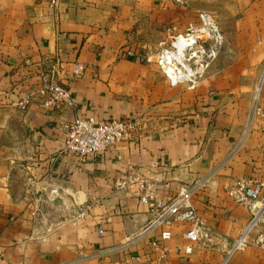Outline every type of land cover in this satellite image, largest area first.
Wrapping results in <instances>:
<instances>
[{
	"label": "crops",
	"instance_id": "crops-1",
	"mask_svg": "<svg viewBox=\"0 0 264 264\" xmlns=\"http://www.w3.org/2000/svg\"><path fill=\"white\" fill-rule=\"evenodd\" d=\"M50 1L0 0V264H264L257 246L228 256L251 213L227 193L241 179L264 182V0L219 7L226 44L195 87L171 84L155 59L175 49L192 20L167 11L168 0ZM150 27L157 35L149 40ZM185 43L173 53L179 60ZM79 62L85 71L74 77ZM53 70L72 105L44 106L42 78ZM261 78L263 114L252 119ZM135 113L149 114L148 127L115 149L84 163L63 152L75 117ZM207 177L192 196L205 224L191 253L190 224L173 217L131 240L153 204ZM162 229L169 240H160Z\"/></svg>",
	"mask_w": 264,
	"mask_h": 264
},
{
	"label": "built area",
	"instance_id": "built-area-1",
	"mask_svg": "<svg viewBox=\"0 0 264 264\" xmlns=\"http://www.w3.org/2000/svg\"><path fill=\"white\" fill-rule=\"evenodd\" d=\"M51 5L56 6L58 0H51ZM203 26L198 30V34L192 33L187 38L194 36H206L208 39H214L215 44L210 48L202 46L200 39L193 41L196 47L199 46V52L207 57H215L222 46L223 36L218 26L213 23V19L209 15H203ZM201 38V37H200ZM165 52V51H164ZM163 52V54H164ZM163 56V55H162ZM161 56V57H162ZM160 63L163 65L162 60ZM179 64V63H178ZM166 70V69H165ZM85 71V65L81 62L76 63L73 70V76L79 77ZM53 72L50 75L43 76L40 93L44 95L45 107H58L62 104L72 105V97L70 91L65 86L52 80ZM167 77L171 84L176 85L182 81H188L191 87H195L197 79L193 71L187 74H181L178 70V76L172 77L167 71ZM262 85L263 78L256 85L252 97V119L255 116L263 114L262 106ZM29 101H25L22 105L26 106ZM150 116L147 113H135L124 119H108L100 120L95 115H80L75 117L71 122L64 126V143L63 152L74 156L81 163L88 158L97 155L100 152L113 150L121 143L133 139L136 133L145 130L150 122ZM209 180V177L198 181L192 186L184 187L183 191L174 197L169 203L153 204L152 217L146 226L136 232L131 240L154 233L162 228L166 221L173 217L174 219L190 224V229L186 233L189 244L185 246L184 252L191 253L202 238L201 226L205 224V220L200 217L198 211L192 204V196L200 190ZM128 182V183H127ZM134 179L128 181H118V187H127L132 185ZM228 196L237 204L249 209L251 216L249 221L240 235L234 239L228 256L239 250H244L250 246H257L264 250V182L255 180L241 179L236 181L227 191ZM85 211L81 213V216ZM102 234L103 231L100 230ZM172 237V232L163 230L160 232V240L166 241ZM152 247L155 250L161 248L160 241H153ZM121 248V247H120ZM120 248L105 249L99 251L97 255L104 256L112 251H118ZM164 250V249H163Z\"/></svg>",
	"mask_w": 264,
	"mask_h": 264
},
{
	"label": "rangeland",
	"instance_id": "rangeland-1",
	"mask_svg": "<svg viewBox=\"0 0 264 264\" xmlns=\"http://www.w3.org/2000/svg\"><path fill=\"white\" fill-rule=\"evenodd\" d=\"M170 3V6H167V11H174L180 13L182 15L183 21H185L188 17H192L191 22L189 23V28L185 32L182 33L183 36H187L189 34L195 33L198 34V30L202 28L203 26V15H209L213 19V23L218 26L219 30L221 31V34L223 36V43L219 50V53L215 57H207L205 54H202V52H199V48H187L185 53L180 52L176 53L181 58V64L180 70L183 74H187L188 72L193 71V73L199 74V71L202 69L203 65H206V63L210 64L211 62H215L219 55L221 54V50L223 46L226 44V39L223 35V32L219 26L217 15L219 14V7L226 1V2H232L234 3L235 0H168ZM155 7L158 6L157 4L154 5ZM174 7V8H173ZM147 10V9H146ZM151 11H157L156 8H152ZM194 19V20H193ZM150 23V22H149ZM147 38L153 39L157 35V27L153 28L150 27L148 30H146ZM200 41L202 43V46H204L206 49L210 48L211 46H214L215 40L208 39L206 36L201 35ZM167 48H172V45L167 46ZM164 51L161 52H155V59L158 63L161 61V56L163 55ZM184 56V57H183ZM229 56H232L234 58L235 53H229ZM183 57V60H182ZM184 66V67H183ZM185 68H188L185 69Z\"/></svg>",
	"mask_w": 264,
	"mask_h": 264
},
{
	"label": "bare ground",
	"instance_id": "bare-ground-1",
	"mask_svg": "<svg viewBox=\"0 0 264 264\" xmlns=\"http://www.w3.org/2000/svg\"><path fill=\"white\" fill-rule=\"evenodd\" d=\"M200 37L201 36H199V35L198 36L192 35L191 38H187L186 36L183 38H179L177 40V45H176L174 50H165L163 56L161 57V60H162L163 65H165V67H166V71L172 77L178 76V70L181 72V70L179 68L180 66H182L181 60H179V58H177L176 56L173 55L174 52H177L180 49L181 41L182 40L186 41L185 45L187 46V48H191V49L199 48V46L196 47V45H194L193 41L195 39H197V40L200 39ZM183 57H182V60H183ZM185 69L188 70V68H185ZM181 74H183V73L181 72Z\"/></svg>",
	"mask_w": 264,
	"mask_h": 264
}]
</instances>
